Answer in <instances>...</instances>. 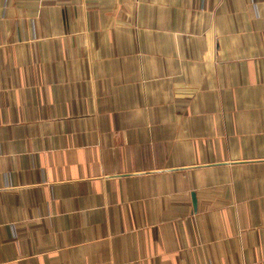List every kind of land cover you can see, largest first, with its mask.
<instances>
[{
  "label": "crops",
  "instance_id": "crops-1",
  "mask_svg": "<svg viewBox=\"0 0 264 264\" xmlns=\"http://www.w3.org/2000/svg\"><path fill=\"white\" fill-rule=\"evenodd\" d=\"M0 264H264V0H0Z\"/></svg>",
  "mask_w": 264,
  "mask_h": 264
}]
</instances>
